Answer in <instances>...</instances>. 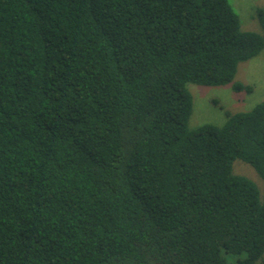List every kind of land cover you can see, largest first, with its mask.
Listing matches in <instances>:
<instances>
[{
  "label": "trees",
  "instance_id": "16d2710c",
  "mask_svg": "<svg viewBox=\"0 0 264 264\" xmlns=\"http://www.w3.org/2000/svg\"><path fill=\"white\" fill-rule=\"evenodd\" d=\"M229 0H0V264H264V100L189 127V84L252 91ZM223 109V108H222Z\"/></svg>",
  "mask_w": 264,
  "mask_h": 264
},
{
  "label": "rangeland",
  "instance_id": "374dc122",
  "mask_svg": "<svg viewBox=\"0 0 264 264\" xmlns=\"http://www.w3.org/2000/svg\"><path fill=\"white\" fill-rule=\"evenodd\" d=\"M238 14L244 31L260 33V24L255 18L256 10L264 8V0H229ZM236 80L252 86L250 93H235L230 86L205 87L189 84L193 98L192 114L189 127L196 128L203 124L221 126L225 123L224 110L242 112L252 109L264 100V55L239 64ZM223 108V109H222ZM234 173L245 176L257 184L264 198V180L256 171L241 160L233 164Z\"/></svg>",
  "mask_w": 264,
  "mask_h": 264
}]
</instances>
